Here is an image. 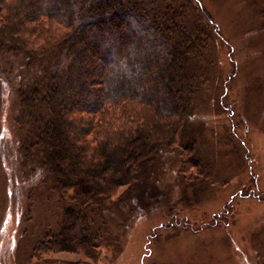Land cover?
I'll return each mask as SVG.
<instances>
[{
    "label": "trees",
    "instance_id": "obj_1",
    "mask_svg": "<svg viewBox=\"0 0 264 264\" xmlns=\"http://www.w3.org/2000/svg\"><path fill=\"white\" fill-rule=\"evenodd\" d=\"M212 26L190 0H0V53L36 69L18 90L23 155L53 178L60 207L34 255L97 262L109 236L100 208L128 201L162 148H194Z\"/></svg>",
    "mask_w": 264,
    "mask_h": 264
},
{
    "label": "rangeland",
    "instance_id": "obj_2",
    "mask_svg": "<svg viewBox=\"0 0 264 264\" xmlns=\"http://www.w3.org/2000/svg\"><path fill=\"white\" fill-rule=\"evenodd\" d=\"M190 1L213 23L189 116L194 148H162L128 201L100 208L109 236L90 264H264L261 0ZM35 71L0 53V264H85L76 253L33 254L60 209L53 178L21 148L18 90Z\"/></svg>",
    "mask_w": 264,
    "mask_h": 264
}]
</instances>
